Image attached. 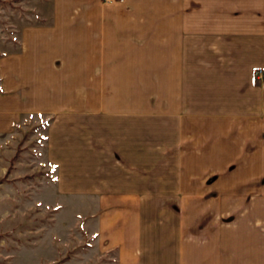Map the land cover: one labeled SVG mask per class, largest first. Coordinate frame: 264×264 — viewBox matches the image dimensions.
Segmentation results:
<instances>
[{
  "label": "crops",
  "instance_id": "0c3cea01",
  "mask_svg": "<svg viewBox=\"0 0 264 264\" xmlns=\"http://www.w3.org/2000/svg\"><path fill=\"white\" fill-rule=\"evenodd\" d=\"M49 6L50 18L20 35L25 68L7 71L16 98L0 116L11 123L28 113L54 116L46 127L51 164L68 170L143 166L138 154L145 136L138 125L130 134L125 123L130 114L132 121H143L145 101L130 102L123 95L143 93L148 78L153 108L160 115L163 106L170 124L200 120L235 126L234 154L247 155L248 166H262L264 202V0H49ZM257 70L263 71L259 79ZM99 90L119 91L120 99L113 100L120 103L97 99ZM66 92L80 97L66 98ZM116 105L119 112L111 109ZM102 214L96 225L99 231L113 230L110 247L120 264H144V214ZM172 230L169 239L176 246V226ZM175 246L168 264H189Z\"/></svg>",
  "mask_w": 264,
  "mask_h": 264
},
{
  "label": "rangeland",
  "instance_id": "374dc122",
  "mask_svg": "<svg viewBox=\"0 0 264 264\" xmlns=\"http://www.w3.org/2000/svg\"><path fill=\"white\" fill-rule=\"evenodd\" d=\"M50 16L49 0H0L2 113L16 98L7 71L25 68L20 35ZM147 80L143 93L123 95L130 102L145 101L143 121H132L131 114L124 121L130 134L138 125L145 136L138 154L143 166H54L46 146L54 116L28 113L12 123L0 116V264H120L110 247L113 230L99 231L96 225L102 213L113 210L144 214V264L174 260L172 226L176 252L189 264H249L250 259L264 264L262 166H248L247 155L234 154L236 128L230 122L170 124L163 106L160 115L153 108ZM107 93L99 90L96 97L120 103L113 100L120 99L119 91ZM111 109L119 112L117 105ZM82 181L95 186H79Z\"/></svg>",
  "mask_w": 264,
  "mask_h": 264
},
{
  "label": "built area",
  "instance_id": "2783aa9c",
  "mask_svg": "<svg viewBox=\"0 0 264 264\" xmlns=\"http://www.w3.org/2000/svg\"><path fill=\"white\" fill-rule=\"evenodd\" d=\"M118 0H103L104 3L106 4H113L114 2H117ZM263 75V71L262 70H257L256 72H254V77L256 79H259L260 77H262Z\"/></svg>",
  "mask_w": 264,
  "mask_h": 264
}]
</instances>
